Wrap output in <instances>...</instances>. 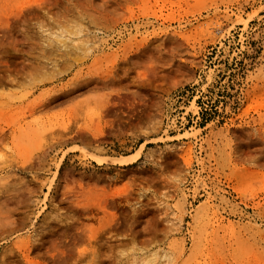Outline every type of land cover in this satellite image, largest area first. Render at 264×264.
Returning <instances> with one entry per match:
<instances>
[{"label":"rangeland","instance_id":"374dc122","mask_svg":"<svg viewBox=\"0 0 264 264\" xmlns=\"http://www.w3.org/2000/svg\"><path fill=\"white\" fill-rule=\"evenodd\" d=\"M0 264H264V0H0Z\"/></svg>","mask_w":264,"mask_h":264}]
</instances>
